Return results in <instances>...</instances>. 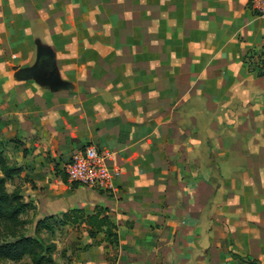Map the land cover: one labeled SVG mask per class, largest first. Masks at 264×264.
Returning a JSON list of instances; mask_svg holds the SVG:
<instances>
[{
  "label": "crops",
  "instance_id": "obj_1",
  "mask_svg": "<svg viewBox=\"0 0 264 264\" xmlns=\"http://www.w3.org/2000/svg\"><path fill=\"white\" fill-rule=\"evenodd\" d=\"M51 1L62 3L22 7L10 0L6 8L0 0V19L8 10L22 39L42 36L51 32L44 27ZM164 2V53L151 57L152 71L131 87L99 82L90 67L88 79L67 91L47 76L18 72L32 90L0 96V137L19 132L30 153L20 161L36 184L47 169L45 153L57 157L92 138L111 152V166L120 170L115 193L36 185L24 195L38 220L84 210L98 226L106 217L117 236V264H264V20L250 0ZM29 42L23 49L35 51L30 66L42 62L36 48H55ZM84 49L91 60L92 41ZM113 105L121 116L115 124ZM97 114L102 129L85 134ZM85 146L103 151L94 142L76 150Z\"/></svg>",
  "mask_w": 264,
  "mask_h": 264
},
{
  "label": "rangeland",
  "instance_id": "obj_2",
  "mask_svg": "<svg viewBox=\"0 0 264 264\" xmlns=\"http://www.w3.org/2000/svg\"><path fill=\"white\" fill-rule=\"evenodd\" d=\"M3 1L6 2L5 7L8 8L10 0ZM12 1L22 7L31 3V0ZM164 1L61 0L59 8H56V4L51 1L46 5L45 13L48 17L44 19V27L50 28L51 32L46 29L42 36L24 35L23 39L17 32L19 28L15 27L18 23L14 20V14L4 10L0 19L2 28L0 29V96H5L10 92L22 95L32 90L31 85L24 84L25 78L18 77V72L27 71L34 73V76L43 75L40 80L47 76L50 80L58 82L60 85L57 90L61 89L62 91L69 90L71 83L83 84L89 77L86 71L90 67L93 70L92 77H97L96 80L99 82L103 78L106 80L105 82L115 84L124 81L128 82V86L131 84L133 86L134 79L141 73L154 69L149 65L152 56L154 57L157 53L163 57ZM9 17L14 21L15 26L12 25ZM172 24L175 27V17ZM10 26L15 30V33L5 31ZM31 37L45 46L55 43V48L49 46L36 48L39 49L38 56L42 60L36 66L29 65V62L34 58L35 51L29 50L24 54L23 49V46L31 43L29 42ZM156 38L158 39L156 40ZM91 41L95 49L92 52L93 58L90 60L91 55H88V51L84 47ZM98 56L100 58L96 59ZM102 72H105L103 76L100 75ZM97 85L100 87L101 84ZM109 86L115 89V86ZM124 90L129 89L125 88ZM126 96L129 97L127 94ZM77 101L79 104V100ZM93 102L94 111H99L100 102L98 100H93ZM113 107L110 106V112L115 124L120 121L121 116L119 117L116 112V106L113 105ZM107 120L110 122V118ZM101 124L100 115H94V125L85 134L88 131H91L92 135L99 133L102 129ZM18 133V131H11L9 133L11 135H7L6 138L0 137V152L11 167L21 168V174L7 183V192H19L25 202H27L24 195L26 187L37 191V186H47L48 189L56 193L64 192L65 187L70 189L81 187L71 184L65 177L62 168L73 151L81 147L82 144L94 142L106 153H111L93 138L84 143H77L75 147L69 151L66 149L57 157L51 153H45L47 169L42 170L41 174L44 172V175L36 184L29 179L28 174L31 171H28V168L20 161L27 159L30 153L25 149L26 145L21 142ZM82 188L86 189V187ZM66 214L60 219L51 221L54 224L52 233L41 231L36 234L35 225L39 221L40 214L35 209L21 217L27 222L21 233L37 238L44 244H54L56 249L52 257L53 264H117L118 242L114 244V241L111 240L108 242L110 244L103 243L102 236H99L101 232L98 226L92 221L89 223L86 220L84 210ZM104 228L103 232L106 230V227ZM1 239L3 240V238ZM97 247H100L101 250H97ZM0 264H31V262L24 259L18 263L0 262Z\"/></svg>",
  "mask_w": 264,
  "mask_h": 264
},
{
  "label": "trees",
  "instance_id": "obj_3",
  "mask_svg": "<svg viewBox=\"0 0 264 264\" xmlns=\"http://www.w3.org/2000/svg\"><path fill=\"white\" fill-rule=\"evenodd\" d=\"M0 174V262L18 263L28 259L31 264H53L52 257L56 249L54 244H44L37 238L21 233L27 223L21 217L35 211L36 208L31 202L23 201L19 192H7V183L21 174V168L11 167L2 152H0ZM52 220V217H48L37 221L36 234L41 231L52 233L54 225L51 223ZM97 224L100 232L106 227L103 232L105 239L113 240L114 244H117V236L109 220L104 217L102 220H97ZM7 239L9 241H6Z\"/></svg>",
  "mask_w": 264,
  "mask_h": 264
},
{
  "label": "built area",
  "instance_id": "obj_4",
  "mask_svg": "<svg viewBox=\"0 0 264 264\" xmlns=\"http://www.w3.org/2000/svg\"><path fill=\"white\" fill-rule=\"evenodd\" d=\"M250 6L256 16L264 20V0H250ZM261 51L264 54V35ZM111 162V154L103 152L95 146H85L71 155L62 170L71 184L115 193L114 181L120 176V170L111 166Z\"/></svg>",
  "mask_w": 264,
  "mask_h": 264
},
{
  "label": "water",
  "instance_id": "obj_5",
  "mask_svg": "<svg viewBox=\"0 0 264 264\" xmlns=\"http://www.w3.org/2000/svg\"><path fill=\"white\" fill-rule=\"evenodd\" d=\"M19 78H21V79L26 78V73H21V75L19 76Z\"/></svg>",
  "mask_w": 264,
  "mask_h": 264
}]
</instances>
